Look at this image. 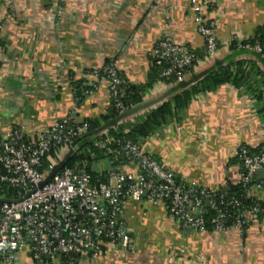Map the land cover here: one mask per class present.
I'll return each instance as SVG.
<instances>
[{
    "label": "crops",
    "instance_id": "0c3cea01",
    "mask_svg": "<svg viewBox=\"0 0 264 264\" xmlns=\"http://www.w3.org/2000/svg\"><path fill=\"white\" fill-rule=\"evenodd\" d=\"M189 7L190 0H0V132L24 127L35 136L74 108L82 120H101L112 102L107 80L94 71L115 62L130 84L147 83L151 54L164 33L204 54ZM215 11L220 58L233 55L226 65L242 63L246 81L241 87H200L185 109L142 144L179 176L226 192L239 184L237 148L264 144V67L255 52L232 50L264 25V0H218ZM73 82L93 89L80 104ZM165 91L157 82L144 101ZM96 170H111V164L102 160ZM258 180L262 188L251 187L248 196L264 202L260 173ZM124 203L134 252L80 264H264V218L242 233L198 234L181 229L147 200Z\"/></svg>",
    "mask_w": 264,
    "mask_h": 264
},
{
    "label": "built area",
    "instance_id": "2783aa9c",
    "mask_svg": "<svg viewBox=\"0 0 264 264\" xmlns=\"http://www.w3.org/2000/svg\"><path fill=\"white\" fill-rule=\"evenodd\" d=\"M217 4L218 0H190V12L205 43L204 60H198L190 47L177 43L170 34L162 35L151 54L158 66L165 67L162 77L174 75L176 85L191 76L187 68L193 67L199 72L221 59ZM2 30L0 23V33ZM238 47L262 53L259 45L239 43ZM230 65L234 70V64ZM101 72L107 76L112 105L122 114L127 110L121 102L126 80L115 62L95 70L94 77L101 78ZM161 83L166 91L171 88ZM90 94L92 91L85 93ZM145 113L125 122L139 120V115L145 118ZM89 129L87 121L79 118L74 108L68 116L55 118L50 127L35 136H29L24 127L0 132V182L17 190V196L8 199L14 203H0V264L97 263L113 254L134 252L124 216L125 200L131 203L147 200L153 207L165 209L181 229L198 234L208 232L205 205L217 211L211 224L212 232L218 234L242 233L257 223L258 213L264 215L258 208L246 209L235 197L229 203H218V198L226 199L224 191H213L193 179L179 176L150 154L142 143L121 142L108 131L97 137L94 145L114 160L125 156L128 164L112 173L107 182L94 184L86 170L77 164L74 168H64L39 188L72 144ZM258 148L240 145L234 155L241 162L239 185L247 196L251 187L262 188L258 174L264 171V146L257 152L252 151ZM45 161L49 169L40 172ZM5 191L0 189V198L7 199ZM220 205L235 209L232 226L227 225L231 216L226 209L219 210ZM26 254L28 262L23 263Z\"/></svg>",
    "mask_w": 264,
    "mask_h": 264
},
{
    "label": "trees",
    "instance_id": "16d2710c",
    "mask_svg": "<svg viewBox=\"0 0 264 264\" xmlns=\"http://www.w3.org/2000/svg\"><path fill=\"white\" fill-rule=\"evenodd\" d=\"M238 44L239 43L234 42L232 44V50L235 51L236 48H238ZM241 44L250 45V46L259 45L262 48V53L261 54H258L256 52L255 53L257 54V58L260 60V62L264 67V25L257 28V30L254 33V36L251 39H249L248 41H244ZM242 51L247 52L248 50L241 49V52ZM195 54L198 60L200 61L204 60L206 57L205 53L197 54L195 52ZM110 63L112 62H109L107 65H109ZM152 63H153L152 70L147 83L140 86H135L130 84L124 78L126 80V84L124 86L125 92L123 98L121 99V102L124 104L127 110L142 103L144 101V97L146 93L149 90H151L154 84H156L157 82H163L167 86H171V87L175 85L176 78L174 75H171L170 77H162V72L165 69V67L158 66L154 59H152ZM234 66H235L234 70L231 69L230 64L220 67L216 71L212 72L209 76L204 78L198 84L178 94H175L171 99L162 102L161 104H159L154 108H151L145 118L141 120H135L134 122L128 121L122 123L117 128L110 129L108 131V134L121 142L130 141L132 143H142V140L149 138L152 134L158 132L162 127H164L172 119H174L177 112L185 109L192 100L193 95L198 92L200 87H203L204 89H208V90L226 84H230L235 87H241L246 81L248 74L246 73V70L244 69L242 63L234 64ZM186 70L190 73V75L195 73L193 67L187 68ZM100 76L102 79L107 80V76H105L103 72H101ZM73 85L76 88V97L78 99L79 104L82 102L85 93L87 91L93 90L92 88L83 85V83L73 82ZM261 85H263L264 87V81L261 82ZM118 115L119 114L117 110L112 105L110 113L102 117L101 120L87 121V123L90 126L89 132L99 128L103 123H106L111 119H114ZM262 147H259L258 149L252 151L257 152ZM102 160H107L108 162L111 163V170H107L103 173H100L98 170L93 171L92 169L93 163L99 164ZM233 163L240 164L241 162L239 158H235L233 160ZM77 164H80L81 168L83 167L86 170V172L91 176L93 183L97 184V183L107 182L109 176L112 173L120 171L125 165L128 164V160L123 155H120L117 160L116 159L114 160L112 156L106 155L103 151L97 148L94 145V143H92L90 145H85L82 149H80V151L76 152V154L70 159V161L68 162L65 168H74L76 167ZM47 169H49V164L45 161L43 167L39 169V171L44 172ZM1 173L2 172H0V174ZM1 188L6 190L5 192L7 199H13L17 196V190L10 188L9 185L0 182V189ZM232 197H235L236 199L240 200L243 203L244 207L248 210L253 208H258V210L264 211V202H261L252 197H248L239 184L229 186L228 190L225 192L226 199L221 200L220 198H218L217 201L218 203H221L223 201L229 203V200ZM218 209L227 210L228 214L231 216V218L227 221V225L232 226L234 223V217L236 212L235 209H233L229 205L228 207H225L224 205H220ZM204 210H205L204 218L206 220L207 231L212 232L213 225L211 224V220L216 216L217 211L213 210L208 205L204 206ZM257 217L258 219H263L264 215L263 213H258Z\"/></svg>",
    "mask_w": 264,
    "mask_h": 264
},
{
    "label": "water",
    "instance_id": "95a60500",
    "mask_svg": "<svg viewBox=\"0 0 264 264\" xmlns=\"http://www.w3.org/2000/svg\"><path fill=\"white\" fill-rule=\"evenodd\" d=\"M233 58L234 56L231 55L226 58L216 59L210 67L202 71L195 72L188 79L181 81L178 84L174 85L173 87L169 88L159 97H156L148 101H144L126 110L122 114H119L114 119H111L106 123H103L99 128L82 135L72 144L70 150L64 155L63 159L56 166L52 168V170L49 172V174L44 179V181L40 184L39 188H42L43 186L48 184L59 172H61L66 167V165L68 164L70 159L76 154V152L80 151V149H82L85 145L92 144L96 140V138L99 137L102 133L109 131L110 129L117 128L119 125L124 123L126 120L140 114L143 111H147L151 108H154L158 106L159 104H161L162 102L171 99L175 94H178L198 84L204 78L209 76L212 72L216 71L220 67L229 63ZM96 168H97V164L93 163L92 165L93 171H96ZM259 173L264 176V171L261 170L259 171ZM31 194L32 192L27 194V197L30 196ZM208 202L209 201L207 200L206 203L208 204ZM0 203H14V201L0 198ZM58 259L62 260V257H59ZM62 264H65V263H62Z\"/></svg>",
    "mask_w": 264,
    "mask_h": 264
}]
</instances>
